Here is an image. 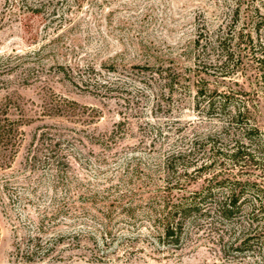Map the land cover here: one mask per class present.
Listing matches in <instances>:
<instances>
[{
  "label": "rangeland",
  "instance_id": "374dc122",
  "mask_svg": "<svg viewBox=\"0 0 264 264\" xmlns=\"http://www.w3.org/2000/svg\"><path fill=\"white\" fill-rule=\"evenodd\" d=\"M258 59L264 0H0V112L14 130L0 145V264L39 225L44 240L63 234L48 264H264V216L248 231L259 241L234 252L237 219L186 223L174 247L137 212L210 185L206 210L220 176L264 189ZM234 148L254 160L232 164Z\"/></svg>",
  "mask_w": 264,
  "mask_h": 264
},
{
  "label": "trees",
  "instance_id": "16d2710c",
  "mask_svg": "<svg viewBox=\"0 0 264 264\" xmlns=\"http://www.w3.org/2000/svg\"><path fill=\"white\" fill-rule=\"evenodd\" d=\"M238 7L234 11L236 15L238 14ZM216 51L218 52L217 57L225 60L230 58L229 53L222 48L220 42L216 46ZM258 61L260 68H262L264 66V59H258ZM262 75L264 79V70H262ZM200 95H202L201 92ZM209 106H212V104H209ZM4 115L3 112H0V145L12 143L14 136L12 135L14 132L12 125ZM221 155L213 154L208 159L210 160L209 165L207 166L203 163L199 169L213 167L218 157L219 159H223ZM226 156L234 165H239L241 162L250 163L255 158L249 150L243 152L239 148L232 149V152ZM179 157H181L180 152L175 155L172 154L166 159V168L170 172L168 176H170L169 174L174 176V173H176L171 165L175 158ZM181 178L182 174L174 180L168 179L167 184H173L171 188L174 189L180 185ZM216 178L217 182L214 187L221 192L217 199L213 201V205H210L211 207L206 210L203 207L206 200L214 196L210 185L200 193L192 194L191 197L176 198L175 201L167 197H155V205L145 203L146 207H142L137 212L144 217V221L150 227V231L148 230L149 237L155 239L159 245L178 247L182 229L186 223L193 222L202 217H211L210 214H212L219 221L231 222L233 219H237L238 224L242 222L245 224L243 228L247 233L242 232V235H239L227 246L228 249L234 252H242L248 250L247 248H249L251 241L258 242L259 240L254 235H250L248 231L253 229L252 227L255 223L258 225L260 217L264 216V189L256 183H250L249 181L229 180L221 176ZM133 211L134 208L129 209L131 214ZM108 224H104V230L100 232V235H102L100 239L102 241L107 236H110ZM257 225L255 228L258 227ZM39 226L40 228L36 226V230L27 236L22 244L15 246L14 257L16 264H48L51 259L57 256L54 254L56 253V247L63 240V234H55L50 239L44 240L41 237L43 233L41 225ZM257 250L258 256L264 262V242H259Z\"/></svg>",
  "mask_w": 264,
  "mask_h": 264
}]
</instances>
